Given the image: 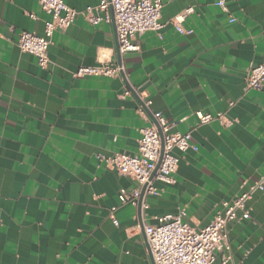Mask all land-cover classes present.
Returning <instances> with one entry per match:
<instances>
[{"label": "crops", "instance_id": "0c3cea01", "mask_svg": "<svg viewBox=\"0 0 264 264\" xmlns=\"http://www.w3.org/2000/svg\"><path fill=\"white\" fill-rule=\"evenodd\" d=\"M219 1L161 0L163 28L121 55L125 77L75 78L119 63L115 21L79 15L54 33L42 68L17 40L42 36L51 17L39 0H0V264H154L147 226L184 210L205 227L264 177V88L244 94L249 70L264 64V0H225L227 13ZM64 2L85 12L100 0ZM199 111L223 118L199 125ZM154 113L171 133H191L193 148L174 152L175 183L156 182L139 209L119 200L137 183L100 157L136 155ZM247 205L250 219L228 225L230 250L215 264H264V192Z\"/></svg>", "mask_w": 264, "mask_h": 264}, {"label": "built area", "instance_id": "2783aa9c", "mask_svg": "<svg viewBox=\"0 0 264 264\" xmlns=\"http://www.w3.org/2000/svg\"><path fill=\"white\" fill-rule=\"evenodd\" d=\"M41 9L51 19L45 23L44 34L21 32L17 45L21 52L37 58L39 65L46 68L49 64V47L57 30L69 28L79 15H83L94 26L101 23L110 24L115 21L121 55L139 50L135 39L147 32H158L163 28L161 0H100L95 7H88L85 12L68 6L64 0H39ZM217 5L227 13L225 0ZM189 8L175 18L174 24L181 30V24L193 13ZM231 18L230 22H235ZM126 69L123 63L102 64L96 67L82 66L74 74L75 78L106 77L123 78ZM264 88V64L252 67L245 80L244 94L252 90ZM132 89L127 88L124 96H130ZM145 106L151 104L144 102ZM235 102H231L233 107ZM199 125L208 124L223 118L222 114L213 116L204 112H196ZM155 122L141 130V139L136 155L125 153L110 157L102 156L100 161L110 170L124 177L132 178L138 187L127 192L119 191L122 204L139 206L144 190L141 208L147 209L144 198L158 192L156 182L166 185L175 183L174 175L179 166V157L175 151L187 152L193 148L191 133H171V124L161 113H154ZM196 149V148H194ZM159 164V168L154 172ZM256 192H264V177L251 185L242 195L231 202L223 203V210L216 213L212 221L205 227L195 228L186 220L184 210L177 215L158 219V224L147 226L145 234L153 257L154 264H215L217 253L230 250L228 225L232 222L250 219L248 201Z\"/></svg>", "mask_w": 264, "mask_h": 264}, {"label": "water", "instance_id": "95a60500", "mask_svg": "<svg viewBox=\"0 0 264 264\" xmlns=\"http://www.w3.org/2000/svg\"><path fill=\"white\" fill-rule=\"evenodd\" d=\"M117 52H118V62L120 64L121 63V53H120L119 42L117 43ZM158 168H159V164H158V166H157V168H156V170H155L153 175H155V173L158 170ZM143 196H144V190L142 191V197L140 199V203H139V206H138L139 209H141V206H142Z\"/></svg>", "mask_w": 264, "mask_h": 264}]
</instances>
